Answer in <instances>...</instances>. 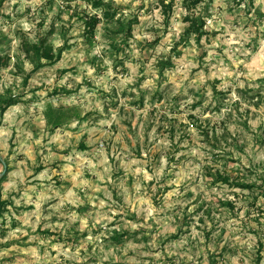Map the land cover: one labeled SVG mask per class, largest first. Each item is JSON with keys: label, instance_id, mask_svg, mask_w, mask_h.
<instances>
[{"label": "rangeland", "instance_id": "374dc122", "mask_svg": "<svg viewBox=\"0 0 264 264\" xmlns=\"http://www.w3.org/2000/svg\"><path fill=\"white\" fill-rule=\"evenodd\" d=\"M196 11L0 0V264H264V0Z\"/></svg>", "mask_w": 264, "mask_h": 264}, {"label": "trees", "instance_id": "16d2710c", "mask_svg": "<svg viewBox=\"0 0 264 264\" xmlns=\"http://www.w3.org/2000/svg\"><path fill=\"white\" fill-rule=\"evenodd\" d=\"M203 0H185L186 7L188 8V14L185 17V21L187 23L186 27V32L189 33V35H194L196 37V40L200 41L204 35L208 34V31L205 29L206 26V20L205 16L201 12H197V7L198 5L202 2ZM238 3H243L246 2L249 5H253L255 0H236ZM164 14L166 17L167 23H169L171 19V13H172V4H164ZM129 26L128 30H131V21L127 22ZM96 25H97V20H94V22H91L89 24V33L91 35H95L96 31ZM131 33V32H130ZM31 52L33 53L32 55L34 56L33 61H37L38 59H41L42 57L45 58V60H50L54 61L57 59L55 56L54 52L52 51L51 47H42L39 46L38 44H32L31 45ZM9 101L6 99L4 101L0 100V112L4 114L6 111V108L9 105ZM71 111H74V113L70 116L71 118H80L81 117V112L79 110V107H72L70 108ZM64 108H55L53 106H48L46 111H45V116L47 119V124H49L52 128L59 126L60 124L66 123V119L64 120V115H65ZM220 179L225 181H230L229 177H223L220 176ZM241 185V184H237ZM243 187H250L248 185H242ZM5 201L0 200V214H1V209L2 205H5Z\"/></svg>", "mask_w": 264, "mask_h": 264}]
</instances>
